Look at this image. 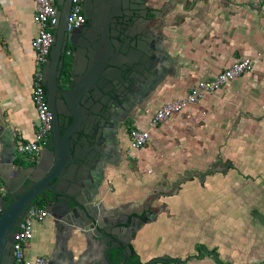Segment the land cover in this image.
Wrapping results in <instances>:
<instances>
[{
  "label": "crops",
  "instance_id": "1",
  "mask_svg": "<svg viewBox=\"0 0 264 264\" xmlns=\"http://www.w3.org/2000/svg\"><path fill=\"white\" fill-rule=\"evenodd\" d=\"M168 1L152 0L149 6L159 10ZM52 2L57 9V0ZM165 9L167 15L158 22L160 30L164 23L168 25L158 32L165 36V70L158 82L135 102L128 131L122 142H115V166L107 169L98 194L104 208L116 216L125 214L128 205L141 207L144 199L155 195L151 206L157 217L145 223L139 233V249L144 239L148 244L153 240L160 229L159 222L166 225L170 220L172 206H176L173 202H180L183 189L189 190L183 194L200 192L203 198L204 183L221 173L224 163L216 157L219 150L234 142L233 135L240 134V127L250 128L249 132L264 128V0H175ZM35 11L34 0H0V125L12 131L14 143L31 140L37 120L32 101L38 68L33 48L38 32L33 22ZM244 58L254 59L250 73L205 95L197 104L158 126H149L161 105L184 97L198 81L212 79ZM132 128L148 130L150 134L147 145L139 151L129 149ZM15 162L29 167L37 159L29 162L17 157ZM226 167L233 166L227 162ZM179 169L182 174L176 173ZM51 227L48 220L35 223L28 249L30 257H45L49 251L45 239ZM165 229L168 231L169 227ZM83 243L80 237L71 241L74 260L96 264L97 259L89 255Z\"/></svg>",
  "mask_w": 264,
  "mask_h": 264
},
{
  "label": "water",
  "instance_id": "2",
  "mask_svg": "<svg viewBox=\"0 0 264 264\" xmlns=\"http://www.w3.org/2000/svg\"><path fill=\"white\" fill-rule=\"evenodd\" d=\"M174 2L169 0L161 9L151 12L152 17L147 18V22L155 23V28L131 32L128 26L132 25L133 19L129 17L118 38L111 40L109 37L105 44L101 37L97 39L84 34L81 37L89 41L77 45L72 42V36L78 28L67 30L71 0H57L53 43L42 70V84L52 113L51 138L38 153L35 164L29 167L15 164L13 133L0 125V179L8 197L7 201L1 197L0 264L12 263L14 229L26 210L46 196L45 192L54 197L46 202L45 208L55 225L73 226L85 241L91 230L100 233L97 239H105L108 248L104 260H96V264H116L117 259L122 260L121 231L126 230L127 221H116L114 211L101 208L100 203L94 205L95 197L89 192L88 171L94 169V162L112 137L106 131L105 123L118 110L131 112L135 102L163 74L165 36L158 32L168 25L161 23L160 30L158 22L167 15L165 8ZM67 43L75 49L76 56L65 64ZM62 72L64 81L60 79ZM123 135L124 128L118 126L113 140L120 143ZM85 144L88 146L84 150ZM112 247L118 252L113 259L110 258ZM95 249L98 254L99 248ZM49 262L55 264L54 260ZM168 262L180 263L163 257L146 264ZM121 264H125L124 260Z\"/></svg>",
  "mask_w": 264,
  "mask_h": 264
},
{
  "label": "rangeland",
  "instance_id": "3",
  "mask_svg": "<svg viewBox=\"0 0 264 264\" xmlns=\"http://www.w3.org/2000/svg\"><path fill=\"white\" fill-rule=\"evenodd\" d=\"M250 130L240 127L234 142L219 150L216 157L224 164L217 178L204 183L203 198L200 192L183 194L189 190H182L180 202H173L170 220L166 225L159 222L144 258L155 254L154 258L180 262L192 256L187 264H263L264 128ZM203 249L215 250L218 261L207 257Z\"/></svg>",
  "mask_w": 264,
  "mask_h": 264
},
{
  "label": "flooded vegetation",
  "instance_id": "4",
  "mask_svg": "<svg viewBox=\"0 0 264 264\" xmlns=\"http://www.w3.org/2000/svg\"><path fill=\"white\" fill-rule=\"evenodd\" d=\"M154 1V0H153ZM152 0H81L84 22L78 27V29L73 33L72 42L74 44L80 45L81 43H87L89 40L83 39L81 36L84 34H89L90 37L100 39L106 44V41L116 37L118 38L122 31L126 28L125 23L128 22V18L131 17L133 21L132 25L128 26L129 31L139 32L140 29L154 27V24L147 22V18H151V12H154L156 8L154 6H149ZM85 14L88 15V18L85 17ZM155 28V27H154ZM101 35V36H99ZM106 35L108 38L106 39ZM113 40V39H111ZM91 42V41H90ZM90 44V43H89ZM76 56L75 49H73L70 43L66 44L64 63H69L72 56ZM63 81L64 74L62 72L60 76ZM134 103V102H133ZM98 107V106H97ZM99 108V107H98ZM132 111L128 110H118L109 118V122L105 123L107 125L106 131L111 135L112 141L104 147L103 154L97 159L92 171H88V183L90 187V196L95 197L94 205L100 203V207L104 208L103 202L99 201L98 194L102 189L106 173L108 168H114L117 154L115 153V144L113 140V134L115 135V129L119 127L124 128V134L126 135L128 131L129 120L132 118ZM96 118H93L95 120ZM71 123V121H69ZM51 134V132H50ZM49 134L47 143L48 144L51 135ZM88 145H83V149L87 148ZM107 183V182H106ZM110 188V184L108 185ZM44 197H41L37 200V204L46 206L47 201L54 199L50 192H45ZM155 195H152L149 198H146L142 201L141 207H138L137 204H130L127 206L125 214L118 215L115 217L116 221L125 222L127 221L126 230L121 231V254L122 260L117 259L116 264H121L124 260L125 264H146L154 257L150 259H144L142 256L145 252V248L148 246V241L145 239L142 242L141 249L137 248L138 236L139 233L143 230L145 223L151 221L152 218L156 219L157 215L155 214L154 207L151 206ZM134 198L132 200H137ZM4 200L7 201L8 197L4 196ZM153 200V201H152ZM97 201V202H96ZM149 204V206H148ZM46 209V208H45ZM106 210V209H105ZM136 214V215H135ZM137 214H139L137 216ZM144 215V216H143ZM48 220L52 223L50 232L46 234L45 243L49 247L45 255L47 264L50 260H54L55 264H82L74 260L73 247H71V241L77 237H80L83 240V244L86 246L88 253L94 259L98 261H103V256L105 251L108 248V245L104 242L103 239H97L100 233L93 230L88 231L86 235L87 241L84 240V237L80 235L78 229H75L73 226L68 225H55L54 222L50 219L47 212V217L42 221ZM40 222V223H42ZM113 231H115L112 228ZM16 229H14V232ZM144 232V231H143ZM96 247L99 248L96 253ZM130 248V250H128ZM118 252L112 247L110 251V258L113 259ZM192 257V256H191ZM190 257V258H191ZM163 258V257H161ZM182 261L180 263H155V264H187L191 259ZM96 263V262H95Z\"/></svg>",
  "mask_w": 264,
  "mask_h": 264
},
{
  "label": "built area",
  "instance_id": "5",
  "mask_svg": "<svg viewBox=\"0 0 264 264\" xmlns=\"http://www.w3.org/2000/svg\"><path fill=\"white\" fill-rule=\"evenodd\" d=\"M36 11L33 22L38 26L37 35L33 41L36 56L37 72L33 82L32 101L35 106L37 120L35 131L31 140L16 142L14 156L22 160L33 162L38 153L46 146L48 136L52 129V113L48 107L45 89L42 84V69L47 62L53 43L52 31L56 23L57 9L52 0H34ZM84 22L81 0H71V8L67 17V30L78 28ZM260 55H257L259 58ZM254 67V59L244 58L233 62L229 67L219 72L214 78L201 80L190 87L187 94L175 101L161 105L153 114L149 126L156 127L167 121L173 115L181 113L189 106L197 104L205 95L220 91L229 82L250 73ZM129 149L139 151L144 148L150 138L148 130L132 128L129 130ZM3 183L0 181V213L2 212L1 197ZM47 217V210L37 206L29 207L21 219L13 238L11 264H47L42 256L28 255L32 230L35 223L42 222Z\"/></svg>",
  "mask_w": 264,
  "mask_h": 264
},
{
  "label": "trees",
  "instance_id": "6",
  "mask_svg": "<svg viewBox=\"0 0 264 264\" xmlns=\"http://www.w3.org/2000/svg\"><path fill=\"white\" fill-rule=\"evenodd\" d=\"M15 164H18L17 162H15ZM0 181L2 182V180L0 179ZM3 183V182H2ZM37 207H40V208H44L43 205H41L40 203L36 205ZM204 250V254H206V256H212L214 258V260L218 261V254L216 253L215 250H211V251H208V250ZM219 264H224V263H220Z\"/></svg>",
  "mask_w": 264,
  "mask_h": 264
}]
</instances>
